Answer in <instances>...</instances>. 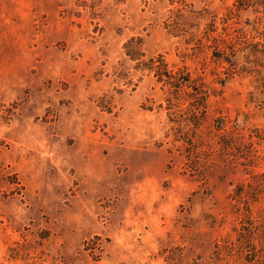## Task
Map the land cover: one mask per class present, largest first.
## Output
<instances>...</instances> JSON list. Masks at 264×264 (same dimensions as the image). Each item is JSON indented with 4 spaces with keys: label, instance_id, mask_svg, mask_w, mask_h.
Segmentation results:
<instances>
[{
    "label": "rangeland",
    "instance_id": "obj_1",
    "mask_svg": "<svg viewBox=\"0 0 264 264\" xmlns=\"http://www.w3.org/2000/svg\"><path fill=\"white\" fill-rule=\"evenodd\" d=\"M234 1L0 0V264H264L263 22Z\"/></svg>",
    "mask_w": 264,
    "mask_h": 264
},
{
    "label": "trees",
    "instance_id": "obj_2",
    "mask_svg": "<svg viewBox=\"0 0 264 264\" xmlns=\"http://www.w3.org/2000/svg\"><path fill=\"white\" fill-rule=\"evenodd\" d=\"M234 6L238 9H246V8H251L254 13L258 14V19L262 23V31L261 33L264 36V0H235L234 1ZM126 47L125 54L129 56L131 59L136 58V50L133 48H127V45H124ZM159 61V65L154 64V60L152 58L149 59L150 65L148 63H143L148 69L154 70L155 74L161 78V75L164 74L165 76L169 77V72L166 69V65L164 61L160 58V56L157 59Z\"/></svg>",
    "mask_w": 264,
    "mask_h": 264
}]
</instances>
